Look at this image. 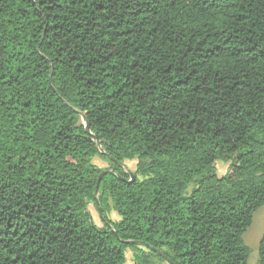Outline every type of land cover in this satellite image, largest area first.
<instances>
[{"label": "trees", "instance_id": "1", "mask_svg": "<svg viewBox=\"0 0 264 264\" xmlns=\"http://www.w3.org/2000/svg\"><path fill=\"white\" fill-rule=\"evenodd\" d=\"M263 206L264 0H0V264H248Z\"/></svg>", "mask_w": 264, "mask_h": 264}, {"label": "rangeland", "instance_id": "2", "mask_svg": "<svg viewBox=\"0 0 264 264\" xmlns=\"http://www.w3.org/2000/svg\"><path fill=\"white\" fill-rule=\"evenodd\" d=\"M78 123L83 124L82 116H78ZM136 161H125L120 167L124 173V175H131L135 173L136 170ZM93 164L100 169L101 171H111L113 169V165L107 161L103 160L99 157H95L93 159ZM217 171L219 176H223L227 172V167L223 165H217ZM87 209L91 214L92 223L99 228L103 227L101 213L98 211L97 206L88 202ZM105 217L106 220L110 223L118 222L120 220L117 213L114 212L113 206L110 200L107 202V206L105 208ZM264 233V206L261 207L253 217V222L251 227L247 230V232L243 236V242L245 246L248 247L250 251V255L248 258V264H256L258 259V245L261 240V237ZM126 264H135L134 263V254L128 249L126 250ZM155 264H168V262L162 258L161 260H154Z\"/></svg>", "mask_w": 264, "mask_h": 264}, {"label": "water", "instance_id": "3", "mask_svg": "<svg viewBox=\"0 0 264 264\" xmlns=\"http://www.w3.org/2000/svg\"><path fill=\"white\" fill-rule=\"evenodd\" d=\"M82 120H83L84 127H85V129L87 130V129H88V125H87V123H86V119H85L84 115H82ZM103 174H104V173H101V174L99 175V177H98V180H97V186H96V193L98 192V186H99V183H100V180H101ZM130 177H131L132 181H134V175L131 174Z\"/></svg>", "mask_w": 264, "mask_h": 264}]
</instances>
